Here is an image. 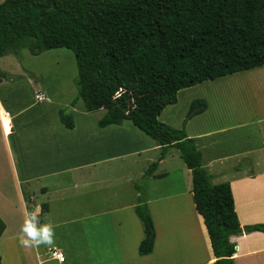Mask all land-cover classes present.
Here are the masks:
<instances>
[{
  "label": "crops",
  "instance_id": "0c3cea01",
  "mask_svg": "<svg viewBox=\"0 0 264 264\" xmlns=\"http://www.w3.org/2000/svg\"><path fill=\"white\" fill-rule=\"evenodd\" d=\"M9 56L19 62V55ZM3 59L0 90L14 79L23 82L28 73L20 66H11L15 72L7 73ZM243 73L256 76V85L245 89L256 99L250 105L245 100L242 118L227 111L208 119L207 106L184 124L208 172L212 169L218 181L229 184L241 227L264 224V66ZM45 98L39 103L34 95L30 107L48 102ZM5 105L0 97L8 132ZM59 105L53 117L37 118L31 127L15 123L23 109L8 112V135L0 125V219L5 225L1 264H214L203 220L194 208L191 172L176 161L177 151L167 152L147 183L146 207L155 240L152 252L140 256L144 233L134 213L139 197L134 185L157 161L160 149L129 122L98 128L104 111L73 117L74 130H65L57 115ZM181 120L166 123L178 130ZM176 172L177 187L161 191L158 180ZM231 242L237 245L235 264H264L263 234L232 237ZM51 249L63 255V262L52 258Z\"/></svg>",
  "mask_w": 264,
  "mask_h": 264
},
{
  "label": "trees",
  "instance_id": "16d2710c",
  "mask_svg": "<svg viewBox=\"0 0 264 264\" xmlns=\"http://www.w3.org/2000/svg\"><path fill=\"white\" fill-rule=\"evenodd\" d=\"M24 49L33 57L71 51L85 113L104 111L98 128L129 122L160 149L134 185V213L144 233L140 256L152 252L155 240L147 183L170 149L191 172L192 200L214 264H235L232 237L264 235V224L239 225L229 184L212 183L195 140L185 133L186 121L177 130L158 120L177 104L179 92L264 66V0H5L0 58ZM195 107L193 116L201 115L206 103L192 102L188 115ZM57 115L65 130H74L72 112L60 109ZM4 230L0 219V238Z\"/></svg>",
  "mask_w": 264,
  "mask_h": 264
},
{
  "label": "rangeland",
  "instance_id": "374dc122",
  "mask_svg": "<svg viewBox=\"0 0 264 264\" xmlns=\"http://www.w3.org/2000/svg\"><path fill=\"white\" fill-rule=\"evenodd\" d=\"M2 1L3 0H0V3ZM18 55L20 56L19 62H16L13 56H8L4 57L1 64L3 66V70L11 74L15 72L11 66H20L24 73L28 72L25 75L24 81L22 82L14 79L11 84L6 82L0 90V97L6 102V111L13 114L16 110H24V114L16 120V125L19 126L20 122L28 125L37 118L53 117L54 108L57 104H63L62 106L59 105V107L69 113L74 112V118H80L86 115L83 103L79 100L74 85V81L77 76V69L75 59L71 51L64 49L55 50L52 52H45L38 57H33L26 49H24ZM251 76L253 75L245 76V73H240L231 76L230 78L227 77V80H217L214 82L203 83L202 85L179 92L177 94L176 106L165 109L160 116V122L168 125L166 122L177 124L181 118V122L187 121L189 119L188 117L198 110V107H195L188 115L191 103L196 100L204 101L206 103V107L208 106V113L206 114L208 119L216 113H226L227 111H231L230 116L234 117L235 115H240V118H242L243 111L241 110H243L246 105H250V103L256 99L255 95H252L253 97L250 99L247 93H245V89L256 85L253 80L256 76ZM241 77H245L246 79L250 78L251 80L245 83L246 81H243L245 78ZM240 78L242 81L241 84L239 83ZM262 78H264L263 74ZM237 79L239 82H236ZM32 82L39 85V87L37 88L35 85H32ZM260 85L261 83L259 82L256 87ZM37 89L45 92L48 102L30 107L34 101L35 93L41 92ZM242 90L243 93L241 92ZM245 96H248V98ZM96 116H98V114L94 117ZM31 124L32 123H30V127ZM225 137L226 136H219L217 139L223 141L225 140ZM222 150L225 151L224 148L221 149V151ZM175 154L176 161L183 166L184 163L182 159L178 158L180 157L178 156L179 153L175 152ZM207 154L210 155V151ZM207 154L204 155L205 158L209 157ZM178 175L179 173L176 172L166 180L162 178L159 179L157 184L159 185L160 190L167 191L176 188L179 178ZM210 175L213 177V184L222 183V181L217 180L212 169L210 170ZM253 264L259 263L255 261Z\"/></svg>",
  "mask_w": 264,
  "mask_h": 264
},
{
  "label": "built area",
  "instance_id": "2783aa9c",
  "mask_svg": "<svg viewBox=\"0 0 264 264\" xmlns=\"http://www.w3.org/2000/svg\"><path fill=\"white\" fill-rule=\"evenodd\" d=\"M35 101H37V102H39V103H40V102H44V101H46L45 95H43V94H41V93H36V94H35ZM4 115H5L4 118H6V119H10V120L8 121V125H7V127H8V132H6V129H5V126H4V123H3V117H2L1 114H0V125H1V127H2V130H3L4 134H5V135H8V134L10 133L11 129H12L11 117H10V114H9L8 112H5ZM50 255L52 256V258H54V259L57 260L58 262H63V260H64L63 255H62L61 253L57 252L56 249H51V250H50Z\"/></svg>",
  "mask_w": 264,
  "mask_h": 264
},
{
  "label": "bare ground",
  "instance_id": "6f19581e",
  "mask_svg": "<svg viewBox=\"0 0 264 264\" xmlns=\"http://www.w3.org/2000/svg\"><path fill=\"white\" fill-rule=\"evenodd\" d=\"M259 72H260V71H259ZM261 72H262V71H261ZM253 76H254V75H253ZM253 76H251V77H253ZM257 76H258V75H257ZM260 76H261V75H260ZM260 76H258V78H259ZM263 76H264V74H263ZM249 77H250V76H249ZM254 77H255V76H254ZM241 78H243V77H241ZM241 78H240V82L238 81V79H237L236 82H239V83L241 84V82H242V81H241ZM244 78H245V77H244ZM260 78H261V77H260ZM245 79H246V78H245ZM250 80H251V79H250ZM250 80H249V81H250ZM243 81L245 82L246 80H243ZM249 81H248V79H247V82H249ZM233 84H234V83H233ZM240 84H238V85H240ZM231 86H232V85H231ZM234 87H235V85H234ZM241 92L243 93V90H242ZM188 93H189V92H188ZM5 125L7 126L8 124L6 123Z\"/></svg>",
  "mask_w": 264,
  "mask_h": 264
},
{
  "label": "water",
  "instance_id": "95a60500",
  "mask_svg": "<svg viewBox=\"0 0 264 264\" xmlns=\"http://www.w3.org/2000/svg\"><path fill=\"white\" fill-rule=\"evenodd\" d=\"M195 113V112H194ZM194 113L191 115V117L194 115Z\"/></svg>",
  "mask_w": 264,
  "mask_h": 264
}]
</instances>
